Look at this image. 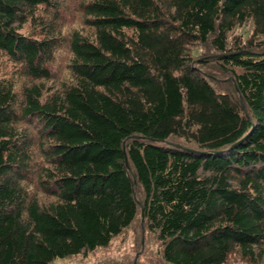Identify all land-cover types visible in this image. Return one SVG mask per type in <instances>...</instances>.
Returning <instances> with one entry per match:
<instances>
[{"label":"trees","instance_id":"16d2710c","mask_svg":"<svg viewBox=\"0 0 264 264\" xmlns=\"http://www.w3.org/2000/svg\"><path fill=\"white\" fill-rule=\"evenodd\" d=\"M136 221L168 264L263 257L264 0H0V264L107 246Z\"/></svg>","mask_w":264,"mask_h":264},{"label":"rangeland","instance_id":"374dc122","mask_svg":"<svg viewBox=\"0 0 264 264\" xmlns=\"http://www.w3.org/2000/svg\"><path fill=\"white\" fill-rule=\"evenodd\" d=\"M77 1V0H75ZM67 23L68 27L78 26L79 18L74 16H68ZM81 28L85 27L82 26ZM32 29L31 24H27L23 31H29ZM253 32V22L248 20L235 28L233 35H240L242 38L251 36ZM190 54L197 58L210 54V50L201 43H195L190 47ZM69 50L67 46H62L58 49L55 56L53 65L50 67L54 68L56 73V80L54 82V88L64 83L71 81L70 72L68 69L69 61ZM9 67V70H8ZM12 66L9 64L3 70V73L9 74L12 70ZM9 71V72H8ZM37 82L39 80H36ZM51 87V86H50ZM41 154L33 156L32 169L38 171L37 163L42 161ZM34 183L30 184L29 190L32 194L35 193L41 202H49L53 198L52 196L39 190V186L36 183V174L32 175ZM168 264L163 262L160 258L159 248L155 241L149 240L143 237V233L140 230V223L134 222L127 228H125L120 234L112 238L107 246L97 247L94 250L81 252L75 255L56 258L50 264ZM224 264H264V255L262 258H251L247 259L237 251H233L227 261Z\"/></svg>","mask_w":264,"mask_h":264}]
</instances>
